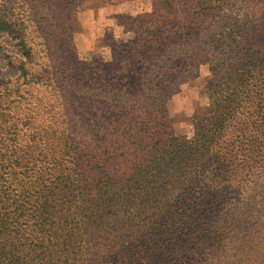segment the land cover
<instances>
[{
    "label": "trees",
    "instance_id": "16d2710c",
    "mask_svg": "<svg viewBox=\"0 0 264 264\" xmlns=\"http://www.w3.org/2000/svg\"><path fill=\"white\" fill-rule=\"evenodd\" d=\"M26 3L36 15L45 1L0 0V37L25 60L23 84L46 85L59 102L61 87L23 67L33 59L27 27L40 23L23 13ZM173 3L164 1V19L155 7L119 23L128 37L109 36L110 59L89 63L85 115L58 103L53 127H0V264H157L163 253L164 264H187L222 244L243 222L241 210L260 199L264 45L242 47L253 16L235 0H198L189 12ZM212 18L220 33L200 35V20ZM202 69L208 108L191 116L189 136L177 134L163 89ZM165 182L180 192H164L166 211H153L138 234L130 235L132 223L110 224L111 210L128 218L148 204L140 192L161 198Z\"/></svg>",
    "mask_w": 264,
    "mask_h": 264
},
{
    "label": "rangeland",
    "instance_id": "374dc122",
    "mask_svg": "<svg viewBox=\"0 0 264 264\" xmlns=\"http://www.w3.org/2000/svg\"><path fill=\"white\" fill-rule=\"evenodd\" d=\"M44 1V5H37L35 8L38 11L36 15L29 9L28 3L21 8L31 20L35 22L40 20L39 25L30 23L27 27L33 59L25 62L23 67L33 68V72L40 75L41 81L51 84L52 88L53 85L61 87L62 98L56 102L53 93L46 85L44 87L25 86L19 68L20 62L25 61L24 58L13 41L6 36L0 37V81H4L0 86L2 130L6 127H24L23 122L29 120H31L30 127L39 129L53 127L52 115L58 112V103L64 105L67 113L70 112L74 116L85 115L86 104L82 100L84 97L86 99V95L80 91V88L95 77L93 75L95 73L90 71L89 63L90 61L97 63L101 55L105 56V60L110 59L108 48H106V44L110 41L109 36L119 41L128 37L129 34L123 33V26L119 23H124L126 17H143L151 13L155 7L159 9L164 19V9L161 8H164L165 0H76L74 3L76 11L70 9V12L66 5L71 0ZM172 1L173 4L177 3V0ZM182 1L184 4H179L180 10L187 9L186 11L189 12L201 7L198 0ZM235 2L253 16L249 18L250 30L247 33V41L242 42V47H262L264 45V0H235ZM117 6H119L118 9ZM239 10L245 14L243 9ZM67 16L70 17V28ZM199 23L200 26L196 30L198 29L202 36L207 33L209 35L220 33L217 19L200 20ZM208 25H211L210 32L203 31ZM204 37L201 40H204ZM194 46L196 47L197 44L194 43ZM201 71V75L196 78L183 79L163 89V93L168 97L167 113L172 118L177 134L189 136L191 116L195 113H204L208 108V99L204 91L207 71L204 69ZM7 82L11 83L8 85ZM7 85L10 88L8 94L5 93ZM16 87H18L17 90ZM94 93L96 92L93 91ZM74 102H79L78 106L73 105ZM28 107L33 109L29 110ZM13 123H16V126H12ZM19 140L21 142V136ZM261 184L260 199H257L255 205L241 210L240 221L244 220L242 223H237L235 231L227 232L228 236L222 244L218 241V247L216 245L210 250H205L203 247L201 253L190 256L187 264H264V176ZM180 185L173 183V188L172 183L165 182L164 190L160 192L162 197L157 199L147 195L146 191L140 192L146 197L147 206L143 209L133 208L128 218L121 213L114 218L117 212L111 210L110 224L112 225L115 221L120 228L122 222L132 223L133 231L129 230L130 235L138 234L141 227L145 225L144 221H148L153 211L157 213L160 209L166 211L167 202L164 192L170 194L174 192L178 195L179 187H182ZM214 210L226 215L225 211L216 210V207ZM126 230H128L127 227L121 228L120 232L116 229L114 233L119 236L126 234ZM149 233L153 237L154 233ZM157 264H164V253Z\"/></svg>",
    "mask_w": 264,
    "mask_h": 264
},
{
    "label": "crops",
    "instance_id": "0c3cea01",
    "mask_svg": "<svg viewBox=\"0 0 264 264\" xmlns=\"http://www.w3.org/2000/svg\"><path fill=\"white\" fill-rule=\"evenodd\" d=\"M119 6H117V9H118ZM120 9V8H119ZM121 11V10H120Z\"/></svg>",
    "mask_w": 264,
    "mask_h": 264
}]
</instances>
